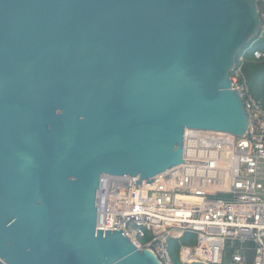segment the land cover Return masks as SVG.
Here are the masks:
<instances>
[{"label": "water", "instance_id": "obj_1", "mask_svg": "<svg viewBox=\"0 0 264 264\" xmlns=\"http://www.w3.org/2000/svg\"><path fill=\"white\" fill-rule=\"evenodd\" d=\"M264 0H0V264H162L96 230L99 179L246 134L230 76Z\"/></svg>", "mask_w": 264, "mask_h": 264}, {"label": "built area", "instance_id": "obj_2", "mask_svg": "<svg viewBox=\"0 0 264 264\" xmlns=\"http://www.w3.org/2000/svg\"><path fill=\"white\" fill-rule=\"evenodd\" d=\"M258 9L260 40L264 1ZM230 79L248 118L246 134L186 130L183 164L150 184L101 176L96 230L123 229L138 250L152 251L162 264H173L169 242L185 235L195 245L180 247L182 263L264 264V107L251 94L241 65Z\"/></svg>", "mask_w": 264, "mask_h": 264}, {"label": "trees", "instance_id": "obj_3", "mask_svg": "<svg viewBox=\"0 0 264 264\" xmlns=\"http://www.w3.org/2000/svg\"><path fill=\"white\" fill-rule=\"evenodd\" d=\"M254 52L264 55V39H253V41L245 46L236 57V67L241 65L244 76L250 88L253 97L259 101L264 107V58L256 60L253 56ZM243 56V63L239 58ZM195 239L191 235H185L181 240H171L169 242V254L174 264H185L179 261V249L181 246H194ZM201 264V263H190Z\"/></svg>", "mask_w": 264, "mask_h": 264}, {"label": "rangeland", "instance_id": "obj_4", "mask_svg": "<svg viewBox=\"0 0 264 264\" xmlns=\"http://www.w3.org/2000/svg\"><path fill=\"white\" fill-rule=\"evenodd\" d=\"M179 258V257H178ZM180 261V260H179ZM181 262V261H180ZM172 263H173V261H172ZM182 263V262H181ZM174 264V263H173Z\"/></svg>", "mask_w": 264, "mask_h": 264}]
</instances>
